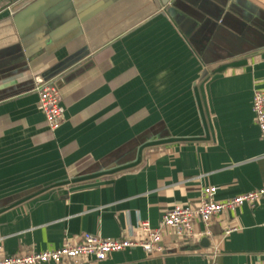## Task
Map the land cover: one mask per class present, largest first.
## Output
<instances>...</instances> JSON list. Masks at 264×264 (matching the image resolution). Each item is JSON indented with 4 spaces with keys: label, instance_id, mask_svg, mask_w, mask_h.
<instances>
[{
    "label": "crops",
    "instance_id": "0c3cea01",
    "mask_svg": "<svg viewBox=\"0 0 264 264\" xmlns=\"http://www.w3.org/2000/svg\"><path fill=\"white\" fill-rule=\"evenodd\" d=\"M61 1L32 0L16 18L0 6L2 254L84 233L140 236L139 221L156 228L204 186L226 200L264 184L251 108L264 90V0H178L173 16V0ZM68 58L54 77L64 118L51 130L32 78ZM208 229L168 230L164 255L131 248L63 264H210L214 252L217 264H264V198Z\"/></svg>",
    "mask_w": 264,
    "mask_h": 264
},
{
    "label": "built area",
    "instance_id": "2783aa9c",
    "mask_svg": "<svg viewBox=\"0 0 264 264\" xmlns=\"http://www.w3.org/2000/svg\"><path fill=\"white\" fill-rule=\"evenodd\" d=\"M33 90L38 93V108L45 115L48 127L56 130L64 118L62 96L54 79H47L42 74L33 76ZM251 108L260 135L264 140V90L255 89ZM264 155V153H263ZM216 188L204 186L196 202L177 203L164 210L156 228L147 221H139L140 236H120L104 238L92 233H84L77 241H67L58 248L36 251L26 249L17 254H2L3 237L0 236V264H63L77 263L83 258L104 261L113 252L131 248H141L147 255H164L167 248L163 244V236L173 231L180 239L209 235L211 221L225 213L246 204L254 207L264 198V184L252 191L236 195L226 200L215 199ZM200 222L204 230L196 231L195 223ZM233 228H228V233ZM210 264H217L215 252Z\"/></svg>",
    "mask_w": 264,
    "mask_h": 264
},
{
    "label": "water",
    "instance_id": "95a60500",
    "mask_svg": "<svg viewBox=\"0 0 264 264\" xmlns=\"http://www.w3.org/2000/svg\"><path fill=\"white\" fill-rule=\"evenodd\" d=\"M178 1V0H173L172 3H169V2H166L164 1V4H169V8H168V11H169V14L171 16H173L176 12V7H175V2ZM8 2V5H9V8H10V11L12 12L13 16L16 17H19L21 15H23L24 13L28 12L29 9L32 8V4H30L32 2V0H0V6L3 4V3H7ZM62 3H67L68 0H62L61 1ZM194 5L197 7L198 5H196L194 3ZM200 11L201 9L198 8ZM14 18V20H15ZM84 52H86L85 50H80L79 52H77L75 55L76 58L74 59H77V58H82L84 56ZM72 59V58H71ZM71 59L68 58L66 61L60 63L58 66H56V68H54L53 70V74H50L48 77H45L47 79H54V77L57 75V73H59L60 71H62L70 62H71ZM56 85L58 86L57 82L55 81ZM202 244L206 243L208 244V239L206 237H203L202 238Z\"/></svg>",
    "mask_w": 264,
    "mask_h": 264
},
{
    "label": "rangeland",
    "instance_id": "374dc122",
    "mask_svg": "<svg viewBox=\"0 0 264 264\" xmlns=\"http://www.w3.org/2000/svg\"><path fill=\"white\" fill-rule=\"evenodd\" d=\"M6 4H8V2L7 3H3L1 6L6 5Z\"/></svg>",
    "mask_w": 264,
    "mask_h": 264
}]
</instances>
